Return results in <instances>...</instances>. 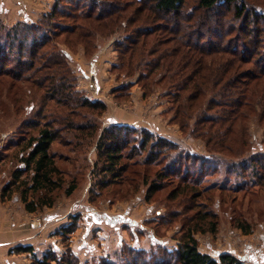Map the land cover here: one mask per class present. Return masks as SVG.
<instances>
[{"label": "rangeland", "instance_id": "rangeland-1", "mask_svg": "<svg viewBox=\"0 0 264 264\" xmlns=\"http://www.w3.org/2000/svg\"><path fill=\"white\" fill-rule=\"evenodd\" d=\"M108 1L122 6L124 12L119 15V23L108 30L112 32L94 37V48L90 45L84 50L76 34L61 30L41 50L47 55L58 50L64 52L66 61L49 69L69 68L76 76L75 90L90 102L100 101L104 110L72 111L74 108L64 99L59 104L46 100L50 95L49 81L39 88L33 84L49 72L40 69L35 74L37 65L20 80L8 75L10 69L18 71L15 64H8L0 75V241L3 243L0 257H4L0 264H43V259L47 261L45 264H102L103 260L111 264H154L161 258L166 263L175 258L178 244L187 233L196 241L198 252L215 261L221 255L237 261L236 257L246 251L247 245L264 251V185L259 186L251 179V167L244 169L238 164L252 155L264 154V96L254 101L253 111H244L234 123L235 113L229 107L209 109L208 100L217 88H212L190 108L187 102L190 91L178 90L176 86L189 75L190 67L177 75L174 64L170 69L167 66L157 69L150 77H146L144 70L145 63H152L159 54L172 48L173 42H167L171 36L156 28L147 9L135 24L121 25V21L128 23L126 18L142 4L134 0ZM245 1L248 8L264 15V0ZM32 2L27 5L23 2L21 6L29 11L39 10L40 4L36 0ZM194 5L195 0H188L182 13L189 12ZM71 15L61 14L53 21L70 28L83 24L84 21ZM196 18L193 16L187 25H194ZM0 24L3 29L0 35H4L11 26L1 15ZM136 25L153 32L145 39L138 38L141 44L144 41V48H138L132 55L133 63L123 70L118 55L124 54L126 63L130 52L118 53L113 43L122 42L127 34L135 39ZM151 49L156 50L153 56L149 55ZM209 60L204 58V64ZM252 68L250 63L241 70ZM26 107L33 108L27 111ZM211 116L217 117L216 123L205 119ZM31 121L37 123V129L30 127ZM67 121L83 130H66L62 125ZM123 121L140 123V128L135 129H145L174 143L175 152L184 150L212 159L215 171L195 172L184 180L177 170L169 171L172 156H179L162 149L152 162L143 156L120 158L113 170L116 175L104 174L109 161L98 155L96 143L104 130L121 126L115 123ZM228 126H231L229 132ZM47 127L61 131L50 153L54 154L64 182L50 196V207L29 213L21 200L19 182L4 195L3 189L20 167L18 158L26 154L21 148L27 139L38 137V130ZM91 129L96 131L93 136ZM30 176L31 171L24 172L19 181L27 183ZM72 183L76 190L66 195ZM40 198L47 201L41 192L30 194L28 201L37 203ZM72 222L73 230L65 233ZM18 247H29L31 251L19 252ZM229 248L235 253L224 254ZM166 254L170 255L168 259ZM138 257L141 260L135 262ZM3 259L8 261L5 263Z\"/></svg>", "mask_w": 264, "mask_h": 264}, {"label": "trees", "instance_id": "trees-1", "mask_svg": "<svg viewBox=\"0 0 264 264\" xmlns=\"http://www.w3.org/2000/svg\"><path fill=\"white\" fill-rule=\"evenodd\" d=\"M134 1L138 5L142 4V7H138L132 16L126 18L128 23L121 21L120 24L128 25V27L135 24L139 20V16H143L142 12L147 9L148 16H152L157 24L156 28L163 29V33L171 36L172 39L170 38L167 42H173L171 49H166L159 54L152 63H145L146 77H150L159 68L165 69L167 66L170 69L174 64L178 68L175 73L177 75L190 67L191 71L186 79L176 85L178 90L190 91L187 96L190 108L194 107L195 102L204 97L212 88H217L213 97L208 100L211 105L209 109L214 106L229 107L235 113L232 123L238 117H242L244 111H251V109L253 111L257 99L260 101L264 96V80H262V78L264 79V15L248 8L245 0H195L194 7L187 13H182V9L188 0ZM64 3L66 5L63 10H69L66 13L61 9ZM147 5L148 7H146ZM123 12L122 6L108 0H55L51 11L38 22L15 23L5 31L4 35H0V75L3 74L4 67L8 68V64H15L18 71L10 69L8 75L20 80L25 72L32 71L33 66L37 65L35 74L40 69L49 72L46 77L34 80L33 84L39 88L44 82L49 81L50 95H46V100L58 103L64 99L69 106L74 108L72 111L76 108L104 110L105 107L100 101L90 102L75 90L76 76L72 75L68 67L67 71L61 69L51 71L49 69L66 61L64 52L58 50V52L53 51L47 55L41 50L49 45L51 37L62 32L61 30H68L70 33L76 34L84 50L90 45L94 48L95 45H92L94 37L105 31L112 32L108 30L119 23V15H122ZM195 12L200 13L196 15ZM230 12L232 14L229 17ZM61 14L67 17L72 14V18L78 17L77 19L84 22L72 28L61 27L53 21ZM193 16H197L196 23L187 25L192 21ZM160 22L165 23L158 25ZM259 22L262 24L260 25ZM1 25L0 34L3 31ZM134 29L135 39L133 35L127 34L122 37V42L116 40L113 43V47L118 53L130 52L126 63L123 59L124 54L118 55L123 70L127 69L129 63L133 61L132 55L139 51L138 48H144V41L141 44L138 38L145 39L153 32V30L137 25ZM155 52V49H151L149 55L153 56ZM257 55L260 56L258 59ZM171 58H175V61ZM204 58H210V60L204 64ZM164 59L165 62H162ZM250 63L254 68L241 70L243 66ZM203 100L199 101L200 105ZM32 108L26 107L27 111ZM205 119L213 123L218 120L217 117L212 116L205 117ZM30 123V127L33 129L38 128L35 121ZM62 126L71 131L81 132L83 130L81 126L77 127L71 121L65 122ZM230 129L231 126H228L226 131L229 132ZM91 131L93 136L96 131L95 129H91ZM60 132V130L47 127L38 130V137L28 138L26 145L21 148V151H25L26 154H22L18 158L20 167L15 169L12 173L13 180L3 189L4 195L8 189L15 188L16 183L19 182L21 200L25 204V210L29 213H34L44 206L50 207L52 203L50 196L63 185L62 172L56 166L54 154L50 153L51 146ZM9 144L11 145V143ZM96 144L98 155L104 156L109 161L105 164L104 174H110L112 177L116 175L113 170L120 158L143 156L147 162H152L162 153V149L164 151L169 149L179 156H172L171 170L169 171L172 173L175 172L173 170H177L184 180H187L189 175L195 172L204 174L215 171L216 164L212 159L190 154L184 150L175 152L176 145L174 143L156 137L145 129L138 130L128 126L113 125L101 133ZM128 151L129 153H127ZM238 164L244 169L251 167V179L259 186L264 185V154L252 155L250 159ZM119 170H123V168H119ZM29 171H31V176L27 183L19 181L22 174ZM153 188L157 189L158 186ZM75 190L76 185L72 183L67 188L66 195H71ZM39 192L44 193L47 201L44 200L45 198L38 199L41 201L37 200V203L28 201L30 194L35 195ZM197 196L201 197L200 194ZM73 226L74 222L67 227V230L65 229V233H70ZM65 233L62 231V235ZM16 250L19 252L31 251L29 247H18ZM141 252L138 251L139 254H143ZM174 254L175 258L171 257L166 263L161 258L154 264H239L228 255H221L215 261L209 256L199 253L196 241L189 233L185 236V240L178 244ZM169 257L170 255L166 254V259ZM136 260L135 262H138L141 258L138 257ZM42 262L43 264L47 263L46 259H43ZM102 264L111 263L103 260Z\"/></svg>", "mask_w": 264, "mask_h": 264}, {"label": "crops", "instance_id": "crops-1", "mask_svg": "<svg viewBox=\"0 0 264 264\" xmlns=\"http://www.w3.org/2000/svg\"><path fill=\"white\" fill-rule=\"evenodd\" d=\"M35 0H2L3 3L0 2V15L2 20H7L8 25L15 23L18 20L30 21V22H38L37 20L41 19L44 15L49 13L52 9L55 0H36V3L40 4L39 10L29 11L26 10L21 4L24 2L25 5L28 3H33ZM4 4V5H2ZM17 5V6H16ZM16 6V9L14 8ZM23 7V9H22ZM10 10V11H8ZM2 12V14H1ZM34 14V15H33ZM92 72V71H91ZM85 75H88L84 72ZM87 77V76H86ZM121 126H131L133 128H140V123L137 122H120L115 123ZM143 125V124H141ZM3 243L0 241V247ZM27 246V245H24ZM246 251L241 255L239 254L236 259L239 264H264V251L260 248H255L252 245H247L244 248ZM235 251L232 248L227 249L224 254H234ZM220 256V253L217 255ZM4 258V257H0ZM6 263V259H3Z\"/></svg>", "mask_w": 264, "mask_h": 264}]
</instances>
